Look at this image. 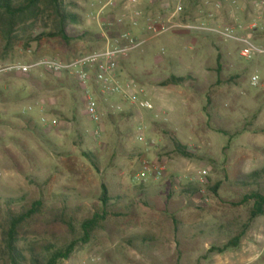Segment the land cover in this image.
Returning <instances> with one entry per match:
<instances>
[{"label":"rangeland","instance_id":"1","mask_svg":"<svg viewBox=\"0 0 264 264\" xmlns=\"http://www.w3.org/2000/svg\"><path fill=\"white\" fill-rule=\"evenodd\" d=\"M67 1L79 7L82 24L76 29L96 33L101 43L21 42L11 52L1 45L0 66L90 53L126 31L145 42L122 61L120 79L133 85L138 101H149L154 109H140L118 96L107 101L98 96L102 129L95 135L97 124L70 79L58 87L44 72L40 89L25 86L23 76L1 79L0 198H21V206L28 207L43 188L45 207H66L79 232L80 222L102 213L106 185L113 200L103 228L60 264H264V216L243 231L254 202H242L253 191L264 192V180L248 177L264 167V56L248 62L240 58L236 42L183 30L153 36L148 25L166 20L172 0ZM210 1L188 0L185 13L175 20L263 23V9L251 0H229L245 5L246 22L232 16L236 6L225 4L217 11ZM48 15L29 20L34 28L28 35L50 26ZM256 36L261 39L255 42L264 45V35ZM171 75L190 79L185 87L158 86ZM253 76L259 78L257 85ZM117 105L123 112L114 109ZM122 113L126 118H120ZM24 117L33 118L31 127ZM42 118L57 125L43 126ZM139 129L151 144L137 141ZM176 142L192 157L178 154ZM85 151L92 153L97 169ZM155 166L164 170L159 179ZM198 170L205 173L202 185L191 180ZM189 185L199 191L185 193ZM242 232L237 247L216 250ZM59 236L71 238L63 230ZM142 237L151 244L142 245Z\"/></svg>","mask_w":264,"mask_h":264},{"label":"trees","instance_id":"2","mask_svg":"<svg viewBox=\"0 0 264 264\" xmlns=\"http://www.w3.org/2000/svg\"><path fill=\"white\" fill-rule=\"evenodd\" d=\"M217 1H220L223 6L225 5V0ZM186 2L188 0H185ZM77 9L79 7L76 3L67 0H0V46L4 45L3 50L11 52L13 47L21 42L27 46L31 42L42 43L44 40H57L66 46H73L77 43H101L103 39L96 33L76 29L77 26L82 24V18L76 11ZM46 12L49 13L48 18L51 20V25H46L45 30L35 37L28 35L29 30L34 28V25L28 26L29 20L35 22L44 16ZM186 22L191 21L186 20ZM257 34L264 35V31L254 34V41L255 39H261L257 38ZM81 55L83 54L62 59L70 60ZM31 61L33 60L24 63H30ZM44 72L46 71H35L26 75L4 73L0 75V80L6 77L23 76L25 77L23 80L24 84L28 83L34 89H40L43 85L41 78ZM49 76L58 84V87L64 88L69 81H72L78 91L81 92L75 78L68 74L56 75L49 73ZM188 79L190 77L171 75L160 82L158 86L185 87ZM25 86L27 85L25 84ZM0 95H2L1 90ZM120 118H126V113L120 114ZM23 121L26 122L28 127H31L32 121L34 122L33 118L26 117H24ZM175 145L178 154L187 158L192 157L181 144L176 142ZM83 156L97 169V163L92 159V153L85 151ZM248 177L254 182L264 180V167L253 171ZM217 188L215 186L213 191H216ZM198 191L197 186L191 185L184 189V192L189 195H195ZM115 199H118V197ZM112 200L113 197L109 195L106 185L103 184L100 200L102 213L97 212L92 218L80 222V231L77 232L75 230L74 217L68 214L66 207L59 209L45 207L43 188L40 190L39 198L33 200L28 207L21 206L23 202L21 198H0V264H60L69 260L77 249L91 242L96 231L103 228V220L107 216L106 210H108ZM248 201H253L254 203L250 218L244 225L243 231L249 228L256 218L264 216V192H251L242 200L243 203ZM18 206L21 207L19 211H16L15 208ZM60 230L67 232L71 235V238L59 236ZM242 234L243 232L222 249L216 250L224 252L231 247H237ZM139 241L144 246L152 242V240L145 237L140 238ZM128 243L134 244L133 241H128Z\"/></svg>","mask_w":264,"mask_h":264},{"label":"built area","instance_id":"3","mask_svg":"<svg viewBox=\"0 0 264 264\" xmlns=\"http://www.w3.org/2000/svg\"><path fill=\"white\" fill-rule=\"evenodd\" d=\"M185 0H172V11L163 22H152L148 25V30L153 36L164 35L173 30H183L186 32L198 33L219 38L224 41H233L240 45L239 56L245 61H253L256 57L264 56V45L254 41V34L264 31V19L253 24L233 23L218 25L206 22H186L175 20L184 12ZM209 2H207L208 4ZM210 3L215 10L220 11L223 5L220 1L211 0ZM255 8L263 9L264 0H251ZM112 4V3H110ZM236 4V1H233ZM169 8V4L167 5ZM118 24L122 19H117ZM114 39V40H113ZM106 42L103 48L79 57L63 60L58 57L43 56L30 63H11L0 66V75L4 73L29 74L35 71H46L52 74H68L75 78L87 105V113L90 119L97 124L94 134L101 133L102 109L98 107L97 97L105 98L118 96L125 103L136 106L140 109L153 110L154 106L149 101H138L135 94L131 91L132 84L123 82L119 76L120 63L134 50L139 48L145 41L132 37L126 31L121 32L117 37ZM259 78L253 76L251 82L257 85ZM117 112H123L121 105L114 108ZM30 110V108H29ZM43 126L53 128L57 125L56 120L41 119ZM139 143L151 144L153 141L148 139L139 129L136 135ZM147 168L144 169V172ZM163 168L155 166L153 173L156 179L163 176ZM205 173L198 170L193 179L196 184H204Z\"/></svg>","mask_w":264,"mask_h":264},{"label":"crops","instance_id":"4","mask_svg":"<svg viewBox=\"0 0 264 264\" xmlns=\"http://www.w3.org/2000/svg\"><path fill=\"white\" fill-rule=\"evenodd\" d=\"M225 4H226V6H229L230 9L232 8V6H236V7L231 9L232 16H234L237 19H241L243 22L247 21V17L248 16H247V12L245 10V5L244 4L231 5L229 0H225Z\"/></svg>","mask_w":264,"mask_h":264}]
</instances>
